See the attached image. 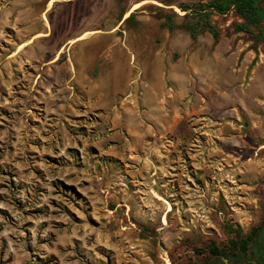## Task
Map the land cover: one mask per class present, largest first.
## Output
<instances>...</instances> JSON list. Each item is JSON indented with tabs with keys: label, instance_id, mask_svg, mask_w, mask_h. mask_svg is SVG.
<instances>
[{
	"label": "rangeland",
	"instance_id": "374dc122",
	"mask_svg": "<svg viewBox=\"0 0 264 264\" xmlns=\"http://www.w3.org/2000/svg\"><path fill=\"white\" fill-rule=\"evenodd\" d=\"M49 1L0 0V264H197L260 225L264 43L242 19L194 41L180 5L201 0Z\"/></svg>",
	"mask_w": 264,
	"mask_h": 264
},
{
	"label": "trees",
	"instance_id": "16d2710c",
	"mask_svg": "<svg viewBox=\"0 0 264 264\" xmlns=\"http://www.w3.org/2000/svg\"><path fill=\"white\" fill-rule=\"evenodd\" d=\"M264 0H201L197 4L180 5L185 12L187 22L182 24L187 28L194 41L204 30L209 31L215 39H219V32L211 21L212 16H226L234 12L242 19L236 23L234 30L237 33H245L252 37L255 45L264 43ZM174 15L166 17L165 26L171 31L177 25L172 21ZM134 18L132 14L128 20ZM256 48V46H255ZM230 227V226H229ZM235 236L227 243L221 245L212 242L206 249L197 250L203 255H208L197 264H264V218L260 225L254 227L250 233L229 228Z\"/></svg>",
	"mask_w": 264,
	"mask_h": 264
},
{
	"label": "crops",
	"instance_id": "0c3cea01",
	"mask_svg": "<svg viewBox=\"0 0 264 264\" xmlns=\"http://www.w3.org/2000/svg\"><path fill=\"white\" fill-rule=\"evenodd\" d=\"M53 1H54V0H50V1H49V4H48L49 7H53L55 4L60 3V2H61V3H68V2L71 1V0H57V1H54V2H53ZM52 5H53V6H52ZM127 14H128V13H127ZM127 14H126V16H127ZM126 16H125V19H127ZM90 32H93V31H85L84 34H86V33H90ZM38 36H40V35H38ZM85 36H86V35H85ZM85 36H84V37L78 36L77 39H78V40H82V39L85 38ZM75 41H76V40H75ZM75 41H74V42H75ZM217 54H218V52H217ZM217 54L215 53V55H217Z\"/></svg>",
	"mask_w": 264,
	"mask_h": 264
},
{
	"label": "bare ground",
	"instance_id": "6f19581e",
	"mask_svg": "<svg viewBox=\"0 0 264 264\" xmlns=\"http://www.w3.org/2000/svg\"><path fill=\"white\" fill-rule=\"evenodd\" d=\"M141 5H142V4H137V5H135L134 8L131 10V12H133V11L136 10V9H138ZM131 12L127 14V16H126L127 18L130 16ZM168 264H170V262H168Z\"/></svg>",
	"mask_w": 264,
	"mask_h": 264
}]
</instances>
